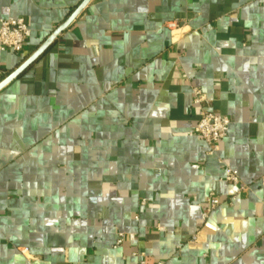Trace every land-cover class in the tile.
I'll return each mask as SVG.
<instances>
[{
  "label": "crops",
  "instance_id": "1",
  "mask_svg": "<svg viewBox=\"0 0 264 264\" xmlns=\"http://www.w3.org/2000/svg\"><path fill=\"white\" fill-rule=\"evenodd\" d=\"M82 1L0 0L31 31L6 77ZM194 87L230 121L213 155ZM262 180L264 0H90L0 90V264H264Z\"/></svg>",
  "mask_w": 264,
  "mask_h": 264
},
{
  "label": "built area",
  "instance_id": "2",
  "mask_svg": "<svg viewBox=\"0 0 264 264\" xmlns=\"http://www.w3.org/2000/svg\"><path fill=\"white\" fill-rule=\"evenodd\" d=\"M186 27L184 21H170L165 24V28L172 36H180V31ZM180 34V35H179ZM31 31L22 18H6L0 20V52L12 54L22 53L30 38ZM6 77L5 71L0 67V82ZM192 108L195 110L196 122L193 132L201 138L207 148V154L213 155L218 151L219 143L227 137L230 121L227 117L215 114L211 111L208 100L204 97L199 88H192ZM221 180L232 186H236L241 192L245 186L241 184L237 173L224 167ZM264 185V180H262ZM233 198L230 199L232 201ZM221 200L215 194H209L204 202L205 208L201 213L202 220H206L211 210L217 207ZM146 201H140V207H144ZM134 235L117 233L114 247H119L125 240L133 241ZM197 236L193 237L196 241ZM133 257L137 258L138 264H164L154 262L144 252H134Z\"/></svg>",
  "mask_w": 264,
  "mask_h": 264
},
{
  "label": "water",
  "instance_id": "3",
  "mask_svg": "<svg viewBox=\"0 0 264 264\" xmlns=\"http://www.w3.org/2000/svg\"><path fill=\"white\" fill-rule=\"evenodd\" d=\"M90 0H83L79 6L73 11L69 18L60 25L49 38L32 54L22 65H20L16 70L10 73L6 78L0 82V90L17 78L27 67H29L35 60H37L53 43L59 34H61L69 24L79 15V13L86 7Z\"/></svg>",
  "mask_w": 264,
  "mask_h": 264
}]
</instances>
